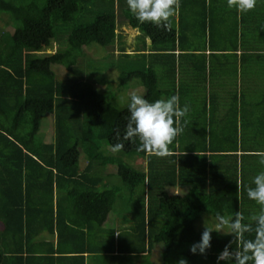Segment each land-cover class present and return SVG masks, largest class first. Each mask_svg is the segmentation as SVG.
Returning <instances> with one entry per match:
<instances>
[{
    "label": "trees",
    "instance_id": "obj_1",
    "mask_svg": "<svg viewBox=\"0 0 264 264\" xmlns=\"http://www.w3.org/2000/svg\"><path fill=\"white\" fill-rule=\"evenodd\" d=\"M120 4L147 53L117 63L118 90H132L129 82L137 79L149 100L175 95L173 59L177 50L185 54L182 2L179 24L171 20L165 31L138 24L126 0H0V19H8V29L0 32V264H86L89 257L105 264L107 254H116L118 264L136 255L150 264V253L160 248L161 264L181 258L188 264H216L213 255L232 239L213 232L205 256L189 251L204 230L198 222L208 219L212 226L217 211L233 215L243 200L236 182L220 181L209 169L207 155L214 148L206 133L186 137L183 132L166 157L138 152L128 141L118 157L109 150L115 130H123L127 104L120 105L115 90L98 89L95 77L114 65L103 60L83 69L79 62L89 46L115 45ZM120 51L124 59L132 58L124 47ZM47 114L53 116L50 125L46 121L51 142L38 137ZM120 155L145 158L144 165L132 167ZM82 157L87 163L83 170ZM111 165L120 186L108 183L116 174L108 170ZM120 200L123 230L105 237L109 215ZM252 208L251 215L242 214L248 222L259 211L258 205ZM127 227L133 229L130 238Z\"/></svg>",
    "mask_w": 264,
    "mask_h": 264
},
{
    "label": "crops",
    "instance_id": "obj_2",
    "mask_svg": "<svg viewBox=\"0 0 264 264\" xmlns=\"http://www.w3.org/2000/svg\"><path fill=\"white\" fill-rule=\"evenodd\" d=\"M180 2L184 4L185 54L176 51V76L171 82L181 106L190 105L185 136L193 131L206 133L209 147L214 148L207 155L209 169H215L220 181L223 177L236 182L242 204L249 201L253 210L257 204L247 199L246 189L262 170L257 153L264 152V79L260 72L264 69V0H257L248 12L229 8L227 0ZM196 2L200 4L192 8ZM179 12L178 8L171 18L177 25ZM146 43L150 45L148 39ZM140 44L130 61L147 53ZM128 258L129 264L144 263L142 255ZM93 261L97 262L89 257L86 264Z\"/></svg>",
    "mask_w": 264,
    "mask_h": 264
},
{
    "label": "clouds",
    "instance_id": "obj_3",
    "mask_svg": "<svg viewBox=\"0 0 264 264\" xmlns=\"http://www.w3.org/2000/svg\"><path fill=\"white\" fill-rule=\"evenodd\" d=\"M126 5L138 24L151 23L168 31L180 0H126ZM227 6L235 7L238 12H248L257 6V0H227ZM189 111L187 103L181 106L179 94L149 100L144 94L133 91L127 102L128 115L123 130H115L112 151L119 152L124 147L123 141H128L138 152L169 156V145L184 132ZM257 155L262 170L252 177V186L247 187L246 195L259 206L258 213L248 222L239 211L228 216L217 211L212 226L208 219L205 220L200 239L190 246L193 255L207 254L215 232L232 237L217 254L216 264H264V152ZM176 264H188V261L181 258Z\"/></svg>",
    "mask_w": 264,
    "mask_h": 264
},
{
    "label": "rangeland",
    "instance_id": "obj_4",
    "mask_svg": "<svg viewBox=\"0 0 264 264\" xmlns=\"http://www.w3.org/2000/svg\"><path fill=\"white\" fill-rule=\"evenodd\" d=\"M125 6H127L126 4H124ZM124 6V7H125ZM122 8L123 5L120 4L117 6V14H118V36L119 38L117 39L116 43L114 46H109L108 48H97L96 46H89L88 48H85L84 53L86 55V57L84 58V60L82 59L79 62V66L83 69L87 68L88 63H101L103 64V60H105V62H112L114 65V68H111L110 70L107 71H103V72H99L96 75V82H97V87L98 89L102 88V87H106L108 90L109 88L111 90H115L118 97H119V103L121 106H124L127 104L128 99H129V95L133 92V91H137L139 93H144L145 89H143L144 87L141 85L142 83L137 80L134 79L131 82H129V86L131 87L132 90L126 91L125 88L121 89L120 91L118 90V86H119V66L117 65V63H123V62H129L130 59H124L121 55V51L120 48L124 47L125 48V52L132 57L133 55L137 54V47L141 46L140 44V33L137 31V29H133L127 21L124 20V17L122 15ZM8 21L7 17H4V19H0V32L1 30H5L8 29L6 28V22ZM63 41V40H61ZM60 43L58 42V44L55 45L54 50H52V53L55 54L57 52V48H59ZM49 53V51H48ZM53 61L54 62H58L56 55H54L53 57ZM56 68L58 69L60 75H65V69H63L62 65H57ZM77 70V69H76ZM263 72V77L262 79H264V69H261L260 72ZM62 77V76H61ZM127 88V87H126ZM165 88L164 86L160 87ZM52 115H45L44 120H43V124H42V128L41 131L39 133V139L43 140V141H49L52 140V137L50 136V134L48 133L49 130L46 127V121L47 123L50 125L52 122ZM47 124V126H48ZM108 150V149H107ZM110 151H112V149H109ZM108 150V151H109ZM109 151V152H110ZM115 156H119V154L117 152H114ZM121 156V155H120ZM123 162L125 164H128L132 167H139L141 165H144V161L145 158L142 157H132V156H121ZM87 163L85 161V158H81L80 160V169L83 170L86 167ZM108 170H110L111 173H116L114 175V177H112L110 180H108V183L114 185V186H120L122 183V180L119 178V176H117V171H116V166H108ZM101 173V171H100ZM123 198V197H122ZM121 199V198H120ZM248 199V198H247ZM249 200V199H248ZM242 202V201H241ZM241 202H239V211L244 214L243 212H246L251 215L253 210H250L251 207L249 205V201H247V203L245 205H243ZM123 202L122 200H120L118 202V204L115 206V208L113 209V211L111 212V214L109 215L108 221L105 225V227L107 228L106 231H108V234L105 237H109V235L112 236L113 232L112 231H122L123 229L120 228L122 226V222L124 221L123 219L125 218V216L123 218H121L122 212H123ZM233 213V212H232ZM120 221V224H119ZM118 222V223H117ZM126 222V221H124ZM210 222H213V220H211ZM199 224V225H198ZM198 226L201 228V226H204V223L202 222H198ZM120 226V227H119ZM4 225L2 224V222L0 221V232L3 230ZM126 229V235L127 237H131L132 233H133V229L131 228H125ZM114 232V233H115ZM125 233V232H124ZM131 233V234H130ZM116 239H118L117 237H115ZM45 238L40 236L39 237V242H44ZM51 239L47 240V243H50ZM161 252V248L158 250H153L150 253V257H149V262L150 264H161L162 263V255L160 254ZM215 257V261H216V256L213 255ZM106 260H104V262L107 263H117L118 260H116L115 258L117 257L116 254H114L113 256L107 254L106 256ZM156 257H158L157 259H155ZM118 258V257H117ZM144 262H145V258ZM133 261V260H132ZM129 258L126 260L125 264H129ZM154 262V263H152ZM135 263V262H134ZM88 264H100L99 262H89ZM144 264V263H143Z\"/></svg>",
    "mask_w": 264,
    "mask_h": 264
}]
</instances>
